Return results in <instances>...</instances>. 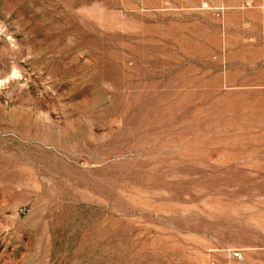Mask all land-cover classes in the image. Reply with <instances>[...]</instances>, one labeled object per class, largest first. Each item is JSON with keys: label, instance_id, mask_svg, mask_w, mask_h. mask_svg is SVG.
<instances>
[{"label": "rangeland", "instance_id": "rangeland-1", "mask_svg": "<svg viewBox=\"0 0 264 264\" xmlns=\"http://www.w3.org/2000/svg\"><path fill=\"white\" fill-rule=\"evenodd\" d=\"M0 264H264V0H0Z\"/></svg>", "mask_w": 264, "mask_h": 264}, {"label": "built area", "instance_id": "built-area-1", "mask_svg": "<svg viewBox=\"0 0 264 264\" xmlns=\"http://www.w3.org/2000/svg\"><path fill=\"white\" fill-rule=\"evenodd\" d=\"M236 256H241L240 253L238 251L235 252Z\"/></svg>", "mask_w": 264, "mask_h": 264}]
</instances>
